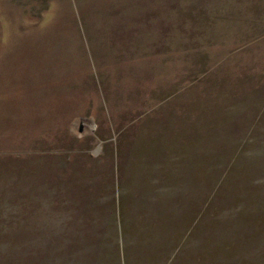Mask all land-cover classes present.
<instances>
[{"label": "rangeland", "instance_id": "374dc122", "mask_svg": "<svg viewBox=\"0 0 264 264\" xmlns=\"http://www.w3.org/2000/svg\"><path fill=\"white\" fill-rule=\"evenodd\" d=\"M0 264H264V0H0Z\"/></svg>", "mask_w": 264, "mask_h": 264}]
</instances>
